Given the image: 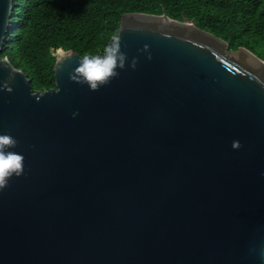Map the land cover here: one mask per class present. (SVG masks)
<instances>
[{"label": "water", "instance_id": "95a60500", "mask_svg": "<svg viewBox=\"0 0 264 264\" xmlns=\"http://www.w3.org/2000/svg\"><path fill=\"white\" fill-rule=\"evenodd\" d=\"M118 34L125 69L97 92L69 80L76 52L46 90L0 56V134L24 156L0 264H264V61L165 14H123Z\"/></svg>", "mask_w": 264, "mask_h": 264}, {"label": "trees", "instance_id": "16d2710c", "mask_svg": "<svg viewBox=\"0 0 264 264\" xmlns=\"http://www.w3.org/2000/svg\"><path fill=\"white\" fill-rule=\"evenodd\" d=\"M1 57L22 70L33 90L54 87L50 50L101 54L126 13L165 14L189 20L264 61V0H13Z\"/></svg>", "mask_w": 264, "mask_h": 264}, {"label": "clouds", "instance_id": "9594fccd", "mask_svg": "<svg viewBox=\"0 0 264 264\" xmlns=\"http://www.w3.org/2000/svg\"><path fill=\"white\" fill-rule=\"evenodd\" d=\"M50 51L57 65L61 67L74 56L70 48L62 46ZM142 51L147 52L148 45H144ZM146 58L151 59V56L149 55ZM127 60V54L121 51V35L114 33L110 38V42L104 46L102 54L89 53L80 56L78 66L69 73L68 78L76 84L86 85L89 91L97 92L100 88L109 85L113 79L118 78V69L124 70ZM0 65L7 66V63L0 62ZM136 65L137 60L133 58L128 67L135 70ZM14 78L15 75L10 70L7 79L0 81V89L11 93L12 88L9 85ZM72 115L75 118L78 112H74ZM18 143V140L12 135L0 134V191L9 186V181L13 176L20 177L23 174L24 156L11 151V149L18 146ZM231 147L237 150L241 147V144L236 140L232 142Z\"/></svg>", "mask_w": 264, "mask_h": 264}, {"label": "bare ground", "instance_id": "6f19581e", "mask_svg": "<svg viewBox=\"0 0 264 264\" xmlns=\"http://www.w3.org/2000/svg\"><path fill=\"white\" fill-rule=\"evenodd\" d=\"M226 43V42H225Z\"/></svg>", "mask_w": 264, "mask_h": 264}]
</instances>
